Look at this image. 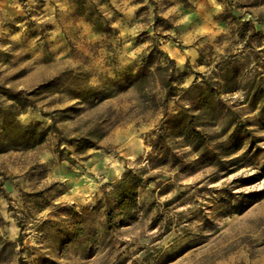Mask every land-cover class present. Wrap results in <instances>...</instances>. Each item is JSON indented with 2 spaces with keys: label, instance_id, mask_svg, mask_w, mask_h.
<instances>
[{
  "label": "rangeland",
  "instance_id": "rangeland-1",
  "mask_svg": "<svg viewBox=\"0 0 264 264\" xmlns=\"http://www.w3.org/2000/svg\"><path fill=\"white\" fill-rule=\"evenodd\" d=\"M9 106L0 264H264V0H0Z\"/></svg>",
  "mask_w": 264,
  "mask_h": 264
},
{
  "label": "trees",
  "instance_id": "trees-1",
  "mask_svg": "<svg viewBox=\"0 0 264 264\" xmlns=\"http://www.w3.org/2000/svg\"><path fill=\"white\" fill-rule=\"evenodd\" d=\"M59 78H56L50 82V84H46L42 86V90L46 91L50 89L51 87H57V81ZM170 82H167L164 84V87L170 90ZM88 95L86 97L84 94H78L77 98L85 97V99H91L94 98L97 102H100L104 99H107V97H100L98 95L94 94L93 89L85 90ZM2 95L8 97L9 100L16 103L15 106H18L22 111H26L28 108H35V102L27 97L28 94L18 91L14 92L9 89H5L2 92ZM32 95V94H29ZM14 106H9L7 108H1L0 107V154L6 153L10 150H18V149H31L34 147H37L45 142L49 132L51 130L59 131L56 124L53 123L50 127L44 128L40 124H35L32 126H22L18 121L17 117L19 115L18 112H14ZM189 137L195 138L196 148L199 149L201 146L200 141L201 140V134L197 130L193 129V132H188L187 134ZM95 144H90L84 147V149H90L95 147ZM127 189H130V185L126 186ZM123 198V202L121 204L125 205V203L129 200V198L126 196L121 195ZM109 220L111 221L113 219V212L110 210L108 213Z\"/></svg>",
  "mask_w": 264,
  "mask_h": 264
}]
</instances>
